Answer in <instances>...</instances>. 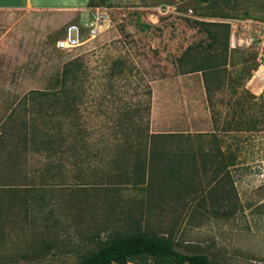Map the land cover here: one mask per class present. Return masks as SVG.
Returning <instances> with one entry per match:
<instances>
[{
  "label": "rangeland",
  "instance_id": "obj_1",
  "mask_svg": "<svg viewBox=\"0 0 264 264\" xmlns=\"http://www.w3.org/2000/svg\"><path fill=\"white\" fill-rule=\"evenodd\" d=\"M221 7L210 16L202 0H102L56 28L46 13L0 10V264H72L142 231L222 264H264V86L249 83L253 52L228 38L226 65L207 76L210 125L184 123L176 105L152 110L154 82H201L176 70L187 46L208 41L196 20L264 18V0ZM70 24L79 44L57 48ZM158 131L193 135L150 140Z\"/></svg>",
  "mask_w": 264,
  "mask_h": 264
},
{
  "label": "trees",
  "instance_id": "obj_2",
  "mask_svg": "<svg viewBox=\"0 0 264 264\" xmlns=\"http://www.w3.org/2000/svg\"><path fill=\"white\" fill-rule=\"evenodd\" d=\"M207 2L212 12L210 16H217L226 4V0H202ZM102 0H89L88 7L98 6ZM205 31L208 41L205 44L187 46L176 59V70L179 73L201 72L206 94L208 95V74L226 65L229 29L223 22L196 20ZM199 53H194V52ZM77 58L68 60L62 67L58 81L64 87L69 84L75 74ZM37 92L33 90L32 94ZM151 93V91H150ZM177 133H151L150 140L158 138L176 137ZM147 260L155 264H222L212 260L201 252L187 253L176 248L172 238L166 235L151 234L146 231L128 234H116L109 240L98 245L96 249L83 254L72 264H139Z\"/></svg>",
  "mask_w": 264,
  "mask_h": 264
},
{
  "label": "crops",
  "instance_id": "obj_3",
  "mask_svg": "<svg viewBox=\"0 0 264 264\" xmlns=\"http://www.w3.org/2000/svg\"><path fill=\"white\" fill-rule=\"evenodd\" d=\"M89 0H0V10H30L37 14L44 13L51 15L53 21V28L69 22L73 19L84 21L89 15L91 7L87 6ZM60 16L59 18L57 17ZM62 16V17H61ZM59 19L63 21L60 23ZM55 22V25H54ZM201 72L179 73L177 76L193 75ZM200 82V81H199ZM159 94V95H158ZM207 94L204 82L201 75V82L193 84L184 80H176L165 78L160 84H151V104L152 110L155 106L161 105L162 110L168 109V105H176L180 110L188 111V124L197 126H208L211 124V116L209 112L206 113L204 107L207 105ZM195 114V116H194ZM172 119V118H170ZM192 120V121H190ZM161 122V121H160ZM176 120H162V124L170 125L176 123ZM183 124L182 120H180ZM178 124V125H179ZM203 130H205L203 128ZM202 132V131H201ZM150 133H177L183 136L193 135L191 132L179 131H158Z\"/></svg>",
  "mask_w": 264,
  "mask_h": 264
},
{
  "label": "built area",
  "instance_id": "obj_4",
  "mask_svg": "<svg viewBox=\"0 0 264 264\" xmlns=\"http://www.w3.org/2000/svg\"><path fill=\"white\" fill-rule=\"evenodd\" d=\"M191 11V10H190ZM101 15L95 12L93 24H97ZM229 25V47H239L250 50L254 54L256 69L252 73L249 83L260 82L258 91L264 86V18L233 17L225 20ZM91 23V25H93ZM96 28L91 29V33ZM79 26L70 24L67 26L64 36L56 41L57 48H73L79 44Z\"/></svg>",
  "mask_w": 264,
  "mask_h": 264
}]
</instances>
